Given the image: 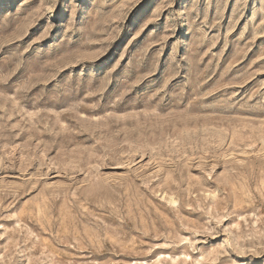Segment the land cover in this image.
Returning a JSON list of instances; mask_svg holds the SVG:
<instances>
[{"label":"rangeland","instance_id":"374dc122","mask_svg":"<svg viewBox=\"0 0 264 264\" xmlns=\"http://www.w3.org/2000/svg\"><path fill=\"white\" fill-rule=\"evenodd\" d=\"M0 264H264V0H0Z\"/></svg>","mask_w":264,"mask_h":264}]
</instances>
